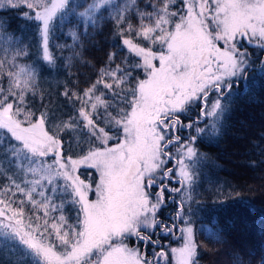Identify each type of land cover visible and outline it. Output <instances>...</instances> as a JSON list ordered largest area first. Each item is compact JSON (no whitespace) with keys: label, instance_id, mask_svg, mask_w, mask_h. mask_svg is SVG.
Wrapping results in <instances>:
<instances>
[{"label":"snow or ice","instance_id":"1","mask_svg":"<svg viewBox=\"0 0 264 264\" xmlns=\"http://www.w3.org/2000/svg\"><path fill=\"white\" fill-rule=\"evenodd\" d=\"M140 3L4 5L20 8L35 27L40 59L17 72L28 45L13 49L10 65L0 60V76L8 68V86L0 84V237L18 251L0 264H171L172 256L177 264H200L198 199L191 195L204 159L197 142L222 126L232 89L246 74L264 80V0ZM105 23L119 49L108 54L109 66L85 89L63 90L71 109L65 116L36 108L41 74L57 71L68 53L74 58L89 30L102 31ZM56 31L66 38L53 46ZM0 34L16 35L3 19ZM251 87L245 81L241 94ZM38 171L41 178H34ZM58 191L59 202L52 195ZM245 207L256 215L254 206ZM164 239L182 246L168 250ZM254 255L236 253L234 264Z\"/></svg>","mask_w":264,"mask_h":264},{"label":"trees","instance_id":"2","mask_svg":"<svg viewBox=\"0 0 264 264\" xmlns=\"http://www.w3.org/2000/svg\"><path fill=\"white\" fill-rule=\"evenodd\" d=\"M72 2L79 4L83 0ZM148 2L141 0L140 7ZM6 4L7 0H0V19L16 35L13 39L0 34V60L7 57L10 65L13 49L31 45L30 55L16 60L17 72L20 68L30 69L40 59L35 27L21 17L20 8L5 7ZM54 36L53 46L66 38L62 31H56ZM76 42L74 39L73 45ZM115 43L116 37L107 23L102 31L89 30L74 58L68 53L57 71L44 72L38 78L37 95L32 101L35 107L43 105L54 117L65 116L71 109L63 90L88 87L99 70L109 66L108 54L119 51L113 47ZM257 50L251 51L259 56ZM57 55L64 54L57 49ZM7 71L5 66L4 75L0 76L3 87L8 86ZM23 79L22 76L21 82ZM245 81L252 86L251 91L241 94L244 88L232 89L231 110L222 120V126L211 139L198 143L204 159L199 161L195 192L191 195L198 199V205L194 206L199 210L194 220L196 238L201 244V264H234L236 253L246 256L249 252L255 255L246 257L245 264L248 259L251 264H258L259 257L264 255L261 247L264 246V80L258 73L250 72ZM245 206H254L256 215L249 216ZM64 211L70 221L74 220L75 212L70 205ZM7 251L13 252L10 243L0 239V258H5L3 253Z\"/></svg>","mask_w":264,"mask_h":264},{"label":"rangeland","instance_id":"3","mask_svg":"<svg viewBox=\"0 0 264 264\" xmlns=\"http://www.w3.org/2000/svg\"><path fill=\"white\" fill-rule=\"evenodd\" d=\"M53 2H59V0H53ZM25 10H27V9H25ZM59 16V10L57 11V17ZM21 17H23L22 16V14H21ZM24 19V18H23ZM25 20V19H24ZM26 21V20H25ZM258 49V50H257ZM253 50H257V52L259 51V48H255V49H253ZM246 76H247V74H246ZM245 80H246V77H245ZM245 80H241L238 84H236L235 86H234V90L235 89H239V88H244V84H245ZM185 135L187 134V133H184ZM197 143H199V141L197 142ZM78 150V149H77ZM198 166H200V163H198ZM83 171V170H82ZM41 173L38 171L37 173H36V175H35V178H41ZM83 178V177H82ZM95 177H88V179L89 180H91V179H94ZM42 183H47V180L46 179H42ZM54 197H56L57 198V202H59L60 201V199H62V193L61 192H56V193H53L52 194ZM90 199H92L93 197L90 195V197H89ZM195 207V206H194ZM65 209H68V205L66 204V206H65ZM171 214V207H169L168 208V210L166 211V213H165V216H167V215H170ZM53 215H55V214H53ZM0 239H2L3 240V237H0ZM9 243H10V245H11V242L10 241H8ZM161 244H163L164 245V247L166 248V249H168V250H170L171 248H173V247H175V248H179V247H181L182 245H181V243L178 241V240H176V239H164V240H162L161 241ZM130 247H132L133 245H129ZM15 250H13V252L12 251H7V252H5V253H3V256L5 257V258H7V259H15L16 258V256L18 255V251L16 252H14ZM148 251H151L150 249L148 250ZM170 259H171V264H177V258L176 257H174V256H172V257H170ZM201 264V263H200Z\"/></svg>","mask_w":264,"mask_h":264}]
</instances>
